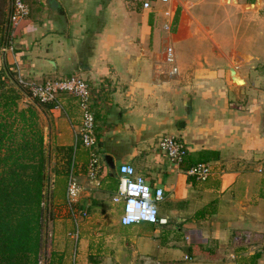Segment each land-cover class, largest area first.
<instances>
[{
  "label": "crops",
  "instance_id": "1",
  "mask_svg": "<svg viewBox=\"0 0 264 264\" xmlns=\"http://www.w3.org/2000/svg\"><path fill=\"white\" fill-rule=\"evenodd\" d=\"M23 1L29 17L3 52L10 0H0V71L75 75L94 94V177L76 102L37 108L57 156L49 251L60 264H264V0H55L60 12ZM165 136L186 148L181 164L159 148ZM197 163L211 166L204 181L187 174ZM121 164L163 190L165 224L121 225Z\"/></svg>",
  "mask_w": 264,
  "mask_h": 264
},
{
  "label": "trees",
  "instance_id": "2",
  "mask_svg": "<svg viewBox=\"0 0 264 264\" xmlns=\"http://www.w3.org/2000/svg\"><path fill=\"white\" fill-rule=\"evenodd\" d=\"M13 77L0 71V264H40L49 218L48 156L37 109L43 104L33 99L20 108L28 94ZM61 258L51 252L46 261L60 264Z\"/></svg>",
  "mask_w": 264,
  "mask_h": 264
},
{
  "label": "built area",
  "instance_id": "3",
  "mask_svg": "<svg viewBox=\"0 0 264 264\" xmlns=\"http://www.w3.org/2000/svg\"><path fill=\"white\" fill-rule=\"evenodd\" d=\"M167 2V0H161ZM143 8H150L148 2L143 3ZM29 7L23 0H10V11L6 27L10 31L6 44L1 48L3 52L13 51V38L19 25L28 19ZM172 49H167V62L171 63ZM176 69H173L175 72ZM16 84L27 92L30 99H35L43 105H48L54 110L64 111L63 101L71 98L76 102L80 111V123L77 126L79 144L88 149L93 158L89 165L88 174L94 177L97 173L98 160L94 149L97 147L95 135V115L93 111L94 94L91 85L77 77L46 79L41 82L26 80L17 70L14 76ZM159 148L167 155L171 162L179 165L186 156V148L177 139L165 136L159 139ZM118 190L113 198L114 203L122 205L120 223L123 226L139 224H165L166 221L159 217L158 205L163 200L164 192L161 188H154L146 183L145 179L135 172L129 164H121L118 169ZM187 174L199 181H204L211 174V166L207 163H197L188 169ZM78 187L72 174L67 181L66 199L72 204L78 195Z\"/></svg>",
  "mask_w": 264,
  "mask_h": 264
},
{
  "label": "rangeland",
  "instance_id": "4",
  "mask_svg": "<svg viewBox=\"0 0 264 264\" xmlns=\"http://www.w3.org/2000/svg\"><path fill=\"white\" fill-rule=\"evenodd\" d=\"M31 102L32 101L29 99V97L28 96L25 97L23 94L18 103H19L20 108H25L27 105L31 104ZM42 106H44V105H42ZM45 149H46V153L48 156V167L50 170V171L48 170V173L50 176V181L46 182V185H45V201H44V204H45V208L47 210V214H48L49 218L47 219V223H46L45 245L43 248L42 258H41L40 264H43L45 252H46V255H49V253L51 252V251H49V245H50L49 243H50V239H51V237L49 236V232H50L51 228L53 227V225H55V219H56V218L52 217V215H50V214H52L51 212L53 211L54 206L50 202V200H52V198H53V194H51L49 191L50 190L49 185L51 188V185L53 184L52 183V179H53L52 173H54L55 168L58 165L57 156L54 154V150L53 151L48 150V147L46 145H45ZM112 210H113V212H111L109 215V219L107 221L108 223H111L112 220L116 219L115 209L112 208ZM143 225H148V224L143 223Z\"/></svg>",
  "mask_w": 264,
  "mask_h": 264
},
{
  "label": "water",
  "instance_id": "5",
  "mask_svg": "<svg viewBox=\"0 0 264 264\" xmlns=\"http://www.w3.org/2000/svg\"><path fill=\"white\" fill-rule=\"evenodd\" d=\"M46 5L49 7L50 10L54 12H60V6L55 0H45ZM135 71L138 69V62L135 64ZM107 163L110 164L109 159L106 158ZM110 166L113 168V165L110 164Z\"/></svg>",
  "mask_w": 264,
  "mask_h": 264
}]
</instances>
